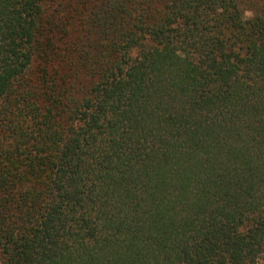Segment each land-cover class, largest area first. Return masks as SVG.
<instances>
[{
	"label": "trees",
	"instance_id": "obj_1",
	"mask_svg": "<svg viewBox=\"0 0 264 264\" xmlns=\"http://www.w3.org/2000/svg\"><path fill=\"white\" fill-rule=\"evenodd\" d=\"M263 256L264 0H0L3 264Z\"/></svg>",
	"mask_w": 264,
	"mask_h": 264
},
{
	"label": "rangeland",
	"instance_id": "obj_2",
	"mask_svg": "<svg viewBox=\"0 0 264 264\" xmlns=\"http://www.w3.org/2000/svg\"><path fill=\"white\" fill-rule=\"evenodd\" d=\"M256 1V0H253ZM249 15V14H248ZM0 264H3L0 260ZM256 264H264V256L256 263Z\"/></svg>",
	"mask_w": 264,
	"mask_h": 264
}]
</instances>
